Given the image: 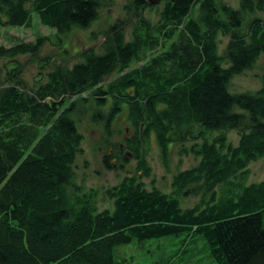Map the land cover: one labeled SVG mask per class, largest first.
Segmentation results:
<instances>
[{"label": "trees", "instance_id": "obj_1", "mask_svg": "<svg viewBox=\"0 0 264 264\" xmlns=\"http://www.w3.org/2000/svg\"><path fill=\"white\" fill-rule=\"evenodd\" d=\"M112 2L0 0V28L30 26L34 11L61 38L90 26ZM218 2L131 0L107 29L101 52L84 51L71 67L53 65L31 88L19 69L4 78L0 264H118L116 246L161 237H179L185 264H264V178L248 181L249 163L264 160V74L254 92L228 89L233 76L264 57V0H240L239 10ZM152 8L154 19L144 15ZM256 11L263 16L247 19ZM42 45L39 38L0 47V57L37 53ZM114 72L119 76L107 81ZM88 89L92 119L108 135L125 108L133 135L118 150L138 160L146 178L151 169L140 155L151 134L165 164L173 144L197 160L173 175L171 192L126 176L104 188L108 207L96 204L95 189L67 201L69 187L81 190L74 181L83 150L69 100ZM232 130L237 144L228 139ZM189 197L197 200L183 205ZM176 250L158 264H174Z\"/></svg>", "mask_w": 264, "mask_h": 264}, {"label": "rangeland", "instance_id": "obj_2", "mask_svg": "<svg viewBox=\"0 0 264 264\" xmlns=\"http://www.w3.org/2000/svg\"><path fill=\"white\" fill-rule=\"evenodd\" d=\"M130 1L113 0L110 6L100 9L98 18L90 26L86 28L74 27L61 38L55 35L56 32L53 28L41 24L34 11L31 15L30 26H4L0 28V47L8 48L18 43L36 41L39 38L43 39V45L37 53L22 54L15 57H9L5 54V56L0 57V84L16 68L21 72L20 77L26 87L31 88L40 74L48 71L53 65L71 67L73 63L82 60L84 51H86V54L92 50L101 52L104 50L103 43L106 40L107 29L113 21L124 16L126 12L124 9L130 6ZM223 5H227L236 10L241 8L240 0H219L218 6L220 9ZM197 8V5L192 8L193 14L196 13ZM153 10L154 8L151 10L147 9L144 15L154 19L155 11ZM220 14L224 17V13L221 10ZM252 16L262 17L263 14L258 11L248 13L247 19ZM227 41L228 37L223 38L221 47ZM14 74L18 73H15L14 70ZM263 74L264 57L262 56L253 67L239 75L233 76L228 84V89L234 93L254 92L261 86ZM118 76L119 74L114 72L106 79L107 81H112ZM91 94L92 89H88L69 100L75 103L76 108L74 112H71V117L75 121L80 133L83 134L81 146L83 150L76 158L74 181V185L78 189L81 188V190L78 192L75 187H69L66 190L67 201H72L78 196L87 193L89 189H95L97 192L96 204L99 207L104 205L108 207L110 202L104 199V188L117 184L126 176L140 177V180L147 185H150L152 181L161 190L168 191V193L171 192L173 175L178 170H184L190 167L197 160L192 155H179L180 146L173 144L169 148L167 162L165 164L161 158L155 138L151 134L147 145L141 147L140 155V159L151 169L149 177L146 178L143 175V172L138 169V160L133 159L131 156L127 160L122 161L123 165L118 168L103 166L101 163L103 156L108 154L107 157L109 158H118L120 155L118 145H121V143L124 144L122 141L126 136L131 137L133 131L126 119V110L123 107L122 110H118L115 114L111 125L112 132L108 135L103 122L92 119V113L96 107V103L90 97ZM80 98L86 100L79 101ZM69 101H67V104ZM101 107L103 113H108L110 110V101L106 100ZM228 139L232 143L237 144L239 140L237 131H230ZM105 141L109 143L106 144ZM113 144L117 146L115 147ZM248 169L250 171L249 182L259 181L264 178V160L262 158L250 162ZM196 200L197 197H189L182 199V204L185 206L192 205ZM179 243V237L153 238L143 243H139L134 239L128 244L116 246L114 248V258L118 264H158L162 257L172 254L180 245ZM181 254V251L175 254L176 259L174 264H185L178 259Z\"/></svg>", "mask_w": 264, "mask_h": 264}, {"label": "flooded vegetation", "instance_id": "obj_3", "mask_svg": "<svg viewBox=\"0 0 264 264\" xmlns=\"http://www.w3.org/2000/svg\"><path fill=\"white\" fill-rule=\"evenodd\" d=\"M126 138H129V136H126L125 139ZM124 140L122 141L123 143H124ZM121 145H122V143H121ZM119 153H120V155H119L118 158H116V157L109 158V157H107L108 154L104 155L103 158L101 159L102 165L104 166L106 164V162H108L107 164L111 165L114 168H118V167L122 166L123 165L122 161H125V159L128 156H130V154L129 153L120 152V151H119Z\"/></svg>", "mask_w": 264, "mask_h": 264}, {"label": "water", "instance_id": "obj_4", "mask_svg": "<svg viewBox=\"0 0 264 264\" xmlns=\"http://www.w3.org/2000/svg\"><path fill=\"white\" fill-rule=\"evenodd\" d=\"M141 1H146V2H148L151 5H158L163 0H141ZM169 1H171V2H177V1H180V0H169Z\"/></svg>", "mask_w": 264, "mask_h": 264}]
</instances>
